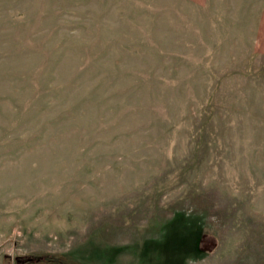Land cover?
Wrapping results in <instances>:
<instances>
[{
	"label": "rangeland",
	"instance_id": "374dc122",
	"mask_svg": "<svg viewBox=\"0 0 264 264\" xmlns=\"http://www.w3.org/2000/svg\"><path fill=\"white\" fill-rule=\"evenodd\" d=\"M0 264H264V0H0Z\"/></svg>",
	"mask_w": 264,
	"mask_h": 264
}]
</instances>
